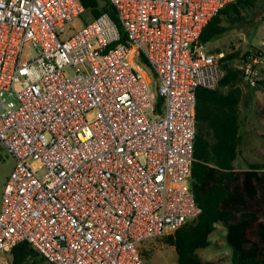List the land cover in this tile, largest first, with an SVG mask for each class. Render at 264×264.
<instances>
[{
  "label": "built area",
  "instance_id": "1",
  "mask_svg": "<svg viewBox=\"0 0 264 264\" xmlns=\"http://www.w3.org/2000/svg\"><path fill=\"white\" fill-rule=\"evenodd\" d=\"M238 0H109L81 29V0H0V144L15 166L0 252L44 264H145L142 246L202 209L191 188L196 94L224 76L200 38ZM125 33L128 42H122ZM158 80L159 100L136 65ZM251 87L264 58L244 66Z\"/></svg>",
  "mask_w": 264,
  "mask_h": 264
},
{
  "label": "trees",
  "instance_id": "2",
  "mask_svg": "<svg viewBox=\"0 0 264 264\" xmlns=\"http://www.w3.org/2000/svg\"><path fill=\"white\" fill-rule=\"evenodd\" d=\"M81 2L85 7L83 15L91 17L88 23L104 13L118 22L109 0ZM258 8H264V0H238L227 5L203 30L201 44L246 23L247 16ZM122 42H128L125 33ZM212 52L222 53L219 49ZM257 56L264 58V49L246 52L240 58V66L233 64L238 53L224 56L220 60L224 76L219 86L214 90H197L191 188L202 214L163 238L175 248L177 264H213L204 261L198 250L211 245L209 236L217 225L227 228L233 264H264V162H251L244 156L249 133L243 131L245 118L241 109L246 104L244 83L251 90H264V78L251 87L244 77V66ZM140 253L145 261L142 248ZM9 254L10 264H44V259L28 243L17 245Z\"/></svg>",
  "mask_w": 264,
  "mask_h": 264
},
{
  "label": "rangeland",
  "instance_id": "3",
  "mask_svg": "<svg viewBox=\"0 0 264 264\" xmlns=\"http://www.w3.org/2000/svg\"><path fill=\"white\" fill-rule=\"evenodd\" d=\"M264 8H258L247 16V22L238 25L224 36L205 45L207 51L219 49L224 56L239 54V58L233 62L241 65V57L248 51L264 49ZM91 20L87 14L82 15L75 22V30L81 29ZM215 53V52H212ZM136 65L144 73L153 97L154 103L159 100L158 80L154 72L140 61ZM246 104L242 109L245 118L244 132L249 133L246 145L243 148L244 156L251 162H264V90H251L245 83ZM253 93L251 94V92ZM0 202L4 187L15 166L14 158L0 144ZM211 245L198 250L199 256L206 262L213 264H233V249L227 240V228L217 225L216 230L209 236ZM146 264H177V253L173 246L168 245L163 238L153 239L142 246ZM11 254L0 252V264H10Z\"/></svg>",
  "mask_w": 264,
  "mask_h": 264
},
{
  "label": "crops",
  "instance_id": "4",
  "mask_svg": "<svg viewBox=\"0 0 264 264\" xmlns=\"http://www.w3.org/2000/svg\"><path fill=\"white\" fill-rule=\"evenodd\" d=\"M244 94H245V99H246V97H247V95H248V93L246 94V90L244 91ZM244 106H245V105H241V109H243ZM0 207H1V202H0Z\"/></svg>",
  "mask_w": 264,
  "mask_h": 264
}]
</instances>
